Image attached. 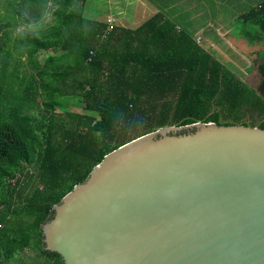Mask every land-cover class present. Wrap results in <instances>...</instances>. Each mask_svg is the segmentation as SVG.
<instances>
[{"label":"trees","instance_id":"1","mask_svg":"<svg viewBox=\"0 0 264 264\" xmlns=\"http://www.w3.org/2000/svg\"><path fill=\"white\" fill-rule=\"evenodd\" d=\"M4 1L0 253L7 261L34 245L48 264H65L59 254L43 249L42 225L54 216V206L119 146L169 125L253 126L243 120L241 110L247 107L259 111L257 126L264 128V49L256 88L234 65H226L186 30L179 31L175 22H162L159 14L137 29H109L107 20L87 15L88 0ZM242 4L244 36L251 43L264 41V1ZM20 25L24 28L17 31ZM31 25L35 31L28 29ZM50 49L56 54L38 61L39 52ZM24 60L34 71L21 69ZM42 64L53 69L43 70ZM62 85L75 90L66 93ZM64 96L75 98L83 111H72L67 119L54 114ZM26 106L43 110L44 121L37 125ZM16 174L24 179L8 183ZM21 186H31L30 192L22 194Z\"/></svg>","mask_w":264,"mask_h":264},{"label":"water","instance_id":"2","mask_svg":"<svg viewBox=\"0 0 264 264\" xmlns=\"http://www.w3.org/2000/svg\"><path fill=\"white\" fill-rule=\"evenodd\" d=\"M42 231L65 264H264V128L141 135L76 184Z\"/></svg>","mask_w":264,"mask_h":264},{"label":"rangeland","instance_id":"3","mask_svg":"<svg viewBox=\"0 0 264 264\" xmlns=\"http://www.w3.org/2000/svg\"><path fill=\"white\" fill-rule=\"evenodd\" d=\"M111 1L112 0H88L87 5H86V13L89 16H92L94 18H98L100 20L102 19H107V15L115 13L112 11L111 7ZM188 0H184L186 3ZM259 0H255V3H258ZM200 9L204 10L203 11V16L206 18H210L204 22V24L208 27H205L206 31H204L203 35L204 37H197L201 39L200 43L204 45L206 48L211 49L212 51H215V56L219 58L222 62H224L226 65L231 66L234 65V68L236 69L237 72L242 73L244 76L243 79L245 81H249L250 84L254 87H258L261 80H262V75L260 74V71L258 69V63L261 61L259 58V51L258 55L255 60H252L256 54L258 49H263L261 46L257 48H247L245 46V43L242 44V49L237 50L234 48V32L240 33L243 31L242 28L243 25L240 24V22L237 24L236 29H233L230 31L228 28L225 29L226 27L224 26L221 30L222 36H220L216 31L214 32V28L210 27L209 22L213 20L214 18L217 20L219 18H224L228 24L231 23V25H234V9L237 10H242V4L241 2L235 3L234 0H200ZM187 5H182L180 7H176V10H180L183 12L185 11V15H191V12H187ZM2 8H0L1 10ZM191 9H195L194 7ZM193 12V11H192ZM112 18L113 16L110 15ZM109 18V17H108ZM232 19V20H231ZM48 21H52V15L49 14L48 16ZM215 20V21H216ZM44 26V25H43ZM24 25H20L17 31L20 29H23ZM233 28V27H232ZM29 30H36V27L34 25L28 26ZM198 27H196V30ZM233 35H232V34ZM216 35L215 38H210L209 36ZM56 50H42L39 52L37 55L38 61H41V63L44 62V60L49 56V55H55ZM255 52V53H254ZM59 60V59H57ZM25 61V60H24ZM61 63V62H60ZM41 69L44 70H51L50 66H42L40 67ZM21 69L25 72L31 73L34 71V68L31 66L28 60H26L22 65ZM60 69V68H59ZM234 69V70H235ZM48 80V78H47ZM64 92L66 93H72L75 89L73 87H68L65 85H62L61 88ZM58 101L60 102V105L56 107L55 110H53V113L56 115L60 116H65L66 119L68 118V114L70 112H82L83 110L78 106V104L75 101V98L73 99L72 97L68 100L64 96L63 98H59ZM23 109H26V112L31 113L34 115V117L37 120V125L40 124V122L44 121L43 118V110H38L37 107L35 106H26ZM55 111V112H54ZM86 112V110H85ZM241 113L243 114V120L249 122L253 126H257L259 122L261 121V115L259 114V111L257 109H252V108H244L241 110ZM133 135V134H132ZM132 135H128V137H131ZM37 171V170H36ZM35 182V179L33 180V183ZM31 185V184H30ZM31 189V186L23 188V186L20 187L19 192L22 194H27ZM6 193V192H4ZM17 194V193H16ZM18 199L17 197L15 200ZM15 203V202H14ZM45 256L41 254V251L38 247L36 246H31L26 248L23 251L18 252L11 260H5L3 255L0 253V264H48V261H46Z\"/></svg>","mask_w":264,"mask_h":264},{"label":"crops","instance_id":"4","mask_svg":"<svg viewBox=\"0 0 264 264\" xmlns=\"http://www.w3.org/2000/svg\"><path fill=\"white\" fill-rule=\"evenodd\" d=\"M199 1L200 0H188L185 3L184 0H112L110 5L112 7V11H114L115 13H109L107 15V19L110 15H112L113 18H115L114 24L112 26L137 29L145 21L159 14L162 16V22L165 20L175 22L179 31L186 30L187 32L192 34L195 39H197V37L199 36L204 37L203 33L204 31H206L205 27H208L207 24H204V22L210 19L203 16L204 10L200 9ZM262 1L264 0H259L258 3H261ZM234 2H241V4L243 2H246L247 5L250 6H255L256 4H258L255 3V0H234ZM4 3V0H0V8H2L0 10V13H3L5 10L3 6ZM182 5H187V12H191L190 16L185 15L184 10L183 12L180 10H176V7H180ZM242 5L244 6V4ZM243 6L241 7L243 8L242 10L234 9V25H231V23L228 24V22L223 20L224 18H219L217 20L214 18L209 22V28L213 27L215 29L214 32L216 31L220 36H222L221 30L224 26L226 27L225 29L228 28L230 31L236 29L237 24L239 23L240 15L245 12V8ZM193 7L195 8L194 10L191 9ZM107 19L102 20L105 21ZM196 27H198L197 30ZM233 34L232 35L234 36V48L238 51L242 49L241 47L244 43L247 48L258 49V47L261 46V48L264 49V41L251 43L249 39L244 36L243 31H241L240 33L234 32ZM215 36L216 35L213 34L209 37L215 38ZM263 49H258L257 54L251 59L255 60L258 55V51L260 52ZM259 64L260 62L258 63V65Z\"/></svg>","mask_w":264,"mask_h":264},{"label":"built area","instance_id":"5","mask_svg":"<svg viewBox=\"0 0 264 264\" xmlns=\"http://www.w3.org/2000/svg\"><path fill=\"white\" fill-rule=\"evenodd\" d=\"M107 21H108V23H109V25H110L109 29H111V28L113 27L112 25L114 24L115 18H113V17L111 18V17L109 16V18L107 19ZM197 41L200 42L201 39L198 38ZM94 54H95V52L92 50V51H91V55H94ZM19 179L23 180V179H24V176L22 177L20 174H16L15 177H10V178H8L7 182H8V183H12V184L15 185Z\"/></svg>","mask_w":264,"mask_h":264}]
</instances>
